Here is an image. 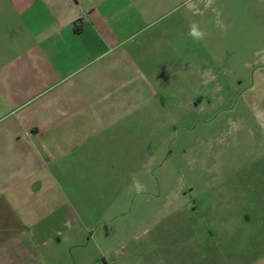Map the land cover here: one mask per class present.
<instances>
[{"label": "crops", "instance_id": "1", "mask_svg": "<svg viewBox=\"0 0 264 264\" xmlns=\"http://www.w3.org/2000/svg\"><path fill=\"white\" fill-rule=\"evenodd\" d=\"M155 9L139 0H0V264H109L107 257L115 264H193L198 258L192 235L177 229L119 234L123 251L102 254V262L93 261L96 249L81 245L82 207L112 198L114 173L124 174L119 164L120 155L128 156L129 128L142 127L146 105L171 84L149 58L159 46L146 56L142 42L129 43ZM246 203L253 215L230 221L245 222L244 237L264 238V197ZM216 204L206 222L216 255L207 249L204 258L226 264L228 202ZM237 228L229 232L234 240ZM236 247L227 264H240ZM251 257L248 264L259 263Z\"/></svg>", "mask_w": 264, "mask_h": 264}, {"label": "rangeland", "instance_id": "2", "mask_svg": "<svg viewBox=\"0 0 264 264\" xmlns=\"http://www.w3.org/2000/svg\"><path fill=\"white\" fill-rule=\"evenodd\" d=\"M192 2L196 14L185 0H139L156 9L129 43L142 42L146 56L159 46L149 58L171 84L161 85L152 107L146 105L142 127L129 128L128 156L120 155L119 164L124 174L114 173L112 198L82 207L81 245L96 249L93 261L123 251L119 234L177 229L200 248L193 264H215V256L204 258L207 249L216 255L206 222L225 199L226 264L233 245L240 264L253 263L251 256L264 264V238L244 237L245 222L230 221L232 215H253V207L242 203L264 197V174L258 171L264 166V0ZM193 22L206 33L199 41L187 35ZM135 177L147 191L131 187ZM153 221L156 227L149 226ZM238 225L234 240L229 232Z\"/></svg>", "mask_w": 264, "mask_h": 264}, {"label": "clouds", "instance_id": "3", "mask_svg": "<svg viewBox=\"0 0 264 264\" xmlns=\"http://www.w3.org/2000/svg\"><path fill=\"white\" fill-rule=\"evenodd\" d=\"M211 3L212 0H208V5H210ZM185 7L189 10H192L194 14L198 13L199 11L196 5L192 2V0H185ZM217 24L220 25V21H217ZM187 35L193 38V40L199 41L204 38L206 33L199 28V25L196 22H193L189 26V31ZM134 188L137 193L147 191L146 186L142 185L139 181L134 182Z\"/></svg>", "mask_w": 264, "mask_h": 264}]
</instances>
